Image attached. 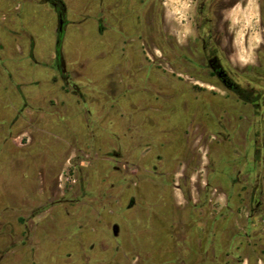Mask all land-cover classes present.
Instances as JSON below:
<instances>
[{
	"label": "rangeland",
	"instance_id": "obj_1",
	"mask_svg": "<svg viewBox=\"0 0 264 264\" xmlns=\"http://www.w3.org/2000/svg\"><path fill=\"white\" fill-rule=\"evenodd\" d=\"M63 1L59 65L50 0H0V264H264L255 7ZM203 39L261 109L211 75Z\"/></svg>",
	"mask_w": 264,
	"mask_h": 264
},
{
	"label": "flooded vegetation",
	"instance_id": "obj_2",
	"mask_svg": "<svg viewBox=\"0 0 264 264\" xmlns=\"http://www.w3.org/2000/svg\"><path fill=\"white\" fill-rule=\"evenodd\" d=\"M50 2L53 4L57 14H58V18H59V22H60V29L59 32L63 33L64 30V19L66 16V8L63 11L58 10L59 6H62V4L65 6V3L63 0H50ZM236 4L233 5V8L235 7ZM66 7V6H65ZM203 8V5H202ZM201 45L203 47V51L205 54V60H206V66L208 68V70L210 71L211 75H213L214 77H216L220 83H221V87L226 90L227 92L234 94L233 89L236 88V84L237 82H235L231 77L229 72L227 71L226 65L224 63V58L220 56L218 49L216 46L211 45V43H209L207 41V39H203L201 41ZM224 60V61H223ZM239 84V83H238ZM240 85V84H239ZM242 86V85H240ZM243 88H246L247 90H255L259 95V101H258V106H253L251 104H247V105H251L255 110H259L261 109V104H260V99L263 96V93L258 92L254 87L250 88L248 86H242ZM244 103V102H243ZM250 201H254V197L250 198ZM186 210V208H185ZM180 220H183V215L181 214ZM119 225H115L114 226V235L116 236V238H119L121 233L118 230ZM115 230L117 233H115ZM169 239L171 240L170 236ZM172 242V240H171Z\"/></svg>",
	"mask_w": 264,
	"mask_h": 264
},
{
	"label": "crops",
	"instance_id": "obj_3",
	"mask_svg": "<svg viewBox=\"0 0 264 264\" xmlns=\"http://www.w3.org/2000/svg\"><path fill=\"white\" fill-rule=\"evenodd\" d=\"M253 7V12H254V7H255V12L258 15V18L256 19V22L253 23V25H259V30H260V35L258 37V34L256 37H254L252 32H248V36L246 37L244 41V50L245 51H250L253 50L257 47L264 46V20L262 16V5H260L257 1L255 0H247L245 2L237 3L235 5V9L239 10L241 9L242 14H247L250 11V8ZM239 13L238 11L235 12V14ZM234 14V16H235ZM258 23V24H257ZM259 38V39H257ZM253 39V40H252Z\"/></svg>",
	"mask_w": 264,
	"mask_h": 264
},
{
	"label": "trees",
	"instance_id": "obj_4",
	"mask_svg": "<svg viewBox=\"0 0 264 264\" xmlns=\"http://www.w3.org/2000/svg\"><path fill=\"white\" fill-rule=\"evenodd\" d=\"M65 9V6L62 4V6H59L58 10L63 11ZM62 33L60 32L57 47H56V57L57 61L60 65L62 62ZM236 84V88L233 89L234 94L244 103L251 104L253 106H258L259 101V94L255 90H247L246 88H243L238 83Z\"/></svg>",
	"mask_w": 264,
	"mask_h": 264
},
{
	"label": "water",
	"instance_id": "obj_5",
	"mask_svg": "<svg viewBox=\"0 0 264 264\" xmlns=\"http://www.w3.org/2000/svg\"><path fill=\"white\" fill-rule=\"evenodd\" d=\"M115 233H117L116 230H115Z\"/></svg>",
	"mask_w": 264,
	"mask_h": 264
}]
</instances>
